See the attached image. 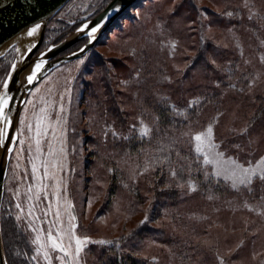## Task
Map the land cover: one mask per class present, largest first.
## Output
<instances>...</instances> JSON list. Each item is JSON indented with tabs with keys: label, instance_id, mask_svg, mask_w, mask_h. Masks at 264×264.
I'll return each mask as SVG.
<instances>
[{
	"label": "trees",
	"instance_id": "16d2710c",
	"mask_svg": "<svg viewBox=\"0 0 264 264\" xmlns=\"http://www.w3.org/2000/svg\"><path fill=\"white\" fill-rule=\"evenodd\" d=\"M110 1L97 0L96 9L84 19L57 21L53 28L48 25L38 51L61 42ZM205 1L206 4L197 0H138L81 58L83 69L89 71L76 76L67 111V152L71 156L67 172L69 193L73 197L78 195L81 154L76 142L82 133L79 122L83 116V130L91 133L86 140V145L91 147L90 160L85 163L90 175L88 181L95 188L98 182L106 184L98 215L123 202L127 206L122 207V212L129 216L147 203L145 215L148 216L143 224L140 222L144 218L116 236L102 237L113 243L98 244L92 253V264H156L154 254L149 252L155 245V249L169 250L164 252V257L172 264H215L218 246L216 241L210 244L206 241L213 210H224L230 216L245 203L264 205V181L256 178L253 186L233 192L225 183L206 175L191 145L184 141L186 128L199 120L202 113L225 114L236 107L240 117L230 124L231 129L241 124L240 128L247 127V131L228 132L230 143L222 146V151L236 154L242 163L251 161L254 151L259 150V157L264 155V94L255 93L252 87L255 71L235 46L218 43L221 39L229 43L230 30H244L258 52H264L261 46L264 0ZM229 12L231 16L227 15ZM209 27L211 33L207 31ZM87 41L88 38L81 39L58 56L80 50ZM104 45L114 57L95 51ZM176 51L182 52L183 64L168 71V61ZM197 68L202 76L195 74ZM8 71V65L0 60V81ZM189 77L200 83L187 89L182 84ZM80 100L83 111L78 115L76 107ZM142 124L151 130L149 134L142 135ZM102 133L109 137L104 147L97 145ZM124 153L127 166L119 160ZM130 165L134 177L126 172ZM124 184L126 193H122ZM183 204L187 207H182ZM12 211L4 195L0 224L6 261L32 264L28 237L17 225ZM159 218L162 221L155 226ZM86 230L83 235L97 229L92 224ZM82 231L81 226L77 228L78 233ZM235 253L236 248L232 250ZM226 260L229 264V259Z\"/></svg>",
	"mask_w": 264,
	"mask_h": 264
},
{
	"label": "rangeland",
	"instance_id": "374dc122",
	"mask_svg": "<svg viewBox=\"0 0 264 264\" xmlns=\"http://www.w3.org/2000/svg\"><path fill=\"white\" fill-rule=\"evenodd\" d=\"M197 1L200 4L207 3L205 0H197ZM96 3H97V0H71V2H68L65 8L58 15H56V17H54V19L50 21L49 22L50 24L48 25L50 26V28H53L55 25V22L57 21L67 23V22H73L74 20H77V19H84L88 17L89 15H91L92 10L96 9L97 7L95 5ZM211 29L212 28L209 27L207 28V31L211 33L212 31ZM216 32L217 30L214 31L215 34ZM220 33L221 32H219V34ZM228 34H229V38H228L229 43L227 42V40L222 42V39L219 40L218 43H220L221 45H224V47L235 46L237 48L241 58H243L245 60V63L249 67H251L250 69H253L255 71L253 86H252L254 89V92L255 93L259 92V93L264 94V67H263L264 59H262V57H264L263 50L258 52L257 48L253 44H251L250 37L248 36L246 32H244V30L243 31L242 30L240 31L230 30ZM220 36L222 37V35ZM50 46H54V45H50ZM261 46H264V41H262ZM47 48L41 51H38L36 54L46 50ZM178 49L181 50V48H178ZM95 51L102 53L104 56L108 58L115 56V54L111 52L110 50H108V48L105 45L96 47ZM188 53L193 54L194 52H188ZM16 58H18L17 44H13L6 50L4 54H2V57H0V60H2L3 65L4 64L8 65L9 71H10L11 65L15 62ZM182 59L183 57H182L181 51H176L175 53L173 52L168 61V69H169L168 71H171L172 68H177V69L180 68L183 64ZM88 71L89 70L87 68L83 69V61L81 58L70 61L52 70L29 93L22 107L17 128L20 127L19 122H20L21 115H25L29 117L31 116V110H32L33 104L29 103V101H32L38 107L41 106L40 96L43 94L46 87L54 88V94L49 99L58 101L59 100L58 93L63 92L65 87H68L71 89L74 84V80L76 76L79 74V72H88ZM166 73L170 74L172 72H166ZM195 74L197 76H202L201 69L197 68ZM2 82L3 81L1 80L0 89L2 87ZM184 82H185L184 85L182 83L181 84L187 89L190 88L192 84L195 85L196 83L197 84L200 83V81L196 80L195 77L194 78L189 77ZM36 89H40L41 91L37 92ZM76 91L79 93L80 90L76 89ZM181 91H183L182 93L184 95L185 93L184 88H182ZM69 99H70V94H67L64 99V104H65L64 115L66 118H67ZM38 107H37V110H38ZM56 108L58 109V104L56 105ZM76 109H77L78 115H80V112L82 114L83 106L81 104V100H80V103L78 102ZM238 115L240 117L239 110L236 107L230 108L228 111L225 112V114L224 112L223 113L221 112L219 115L217 114L214 115L210 111L204 112L200 115L201 118L199 120L194 121L186 128L184 135H183L185 139L184 138L183 139L184 141H186V143L189 146L191 145V148L193 149L194 153L197 155V153L194 150V141L190 139V134L194 135L195 132L205 129L210 122L215 121V123L213 124L214 138H215L216 143L219 145L218 150L222 151V146H225V145L229 146V143H230L228 141L229 138L226 136L228 132L232 130L241 129L240 128L241 124L238 126H235L232 129L230 125L235 120V118H238ZM78 120H79V117H78ZM84 123L85 122L82 116L81 121L79 122V126H81L80 130H82V133H80V136L78 137V140H77L78 142H76V146H78L77 150L81 154L80 155L81 165L79 167L80 176H79V181L77 184L78 185V195L76 197H73L72 194L70 195L69 186L67 187V192L65 194L67 195L68 199L71 201L73 208L75 210L74 214L77 218L75 223H77L79 227L81 226L83 228V231L81 233H78L76 229L77 234L80 235L81 237L85 236L82 233L84 231H88L86 230V228L88 226H91L92 224L97 229L96 232H92L89 235L86 234V236L91 238V241L85 243L84 248L81 251L80 256H79L80 264H92V258H93L92 253L94 252V250H96V247L99 244L97 243V241L103 240L102 237L110 238V237L116 236L121 231L128 230L131 227L135 226L137 224V221H139L140 219L142 220V218H144L146 214L147 203L140 206L143 209V211L141 209L140 211H138V213L133 214L132 216H129L127 213L125 214L122 212V207L127 206V205L124 206L123 202L117 203L115 206L109 209L106 212V214L98 215L99 214L98 212L100 208L102 207V203L104 200L103 195H104L106 184L105 186H103L102 182H98L95 184L98 187L95 188V186L93 184H90L88 181L90 178V175L85 170V165H86L85 163L87 162V160H90L89 153L91 151V147L86 145V140L88 136H91V133L87 131L86 129L83 130ZM25 135H31V134L25 133ZM66 136H67V131H66ZM48 138H51V137H48ZM107 138H109L108 135L104 136V134L102 133L97 145L104 147V145H106ZM27 146H28L27 143L21 146L19 144V141H17L14 147V150L11 154L10 160H9L8 171H7L5 182H4V195H5L6 201L10 204V206L13 209L12 212L14 213V216L17 211V209L15 208L16 199L13 196L12 191H9V189L15 190L18 184L21 186V188H23L24 184L28 182L27 179L22 180L21 178L25 176L26 171L28 173L31 172V164L27 160V156L30 154L26 151H22L20 152V158L19 159L17 158V150L20 149L21 147L26 149ZM232 149H235V148L233 147ZM46 150L47 149L45 147V151ZM258 151H254L253 153H251L253 156V159L251 160L252 162H255V160L259 158ZM66 153H67V160L65 162V167L59 173V175L63 177L64 182L66 183V186H67V172L69 170V164L71 161V156L69 157L68 152H67V144H66ZM225 156L226 157L232 156L233 158L240 161L237 158L236 154H232V153L226 154L225 153ZM247 156L250 157V155H247ZM113 157L115 158V155H113ZM119 158H121L119 159L120 162L127 161V154L124 153ZM199 160L204 166L206 175L208 177L225 183L226 186L230 188L233 192L234 191L238 192L242 189H247L248 187L254 185L255 179L251 185L245 186V185H240L237 183V187L234 188L232 186L233 181L231 178L226 179L223 174L219 176L215 174V171H214L215 165H212V164L206 165L203 163L202 154H200ZM248 161H250V159ZM17 164H19V167H17ZM124 164L127 166L128 162H124ZM126 172L129 175V177L135 176L134 168L131 165L127 167ZM128 182L130 183L131 181H128ZM49 183H55V182L49 181ZM70 187H71V184H70ZM122 187L124 189L122 193H124L126 190L125 184ZM91 188H94L95 190H92ZM91 192L93 193L92 195H91ZM3 199H4V196H3ZM52 200H53V209H55V203H54L55 197H52ZM89 200L92 201L91 204H89ZM48 203H49L48 199L43 198L42 203L39 204V207L43 208ZM184 206L185 204L182 205V207ZM215 211L216 210H213L214 212L212 213L213 217L210 220V228H209L210 235L208 238H206V241H208L207 244H210L216 241V244L218 246V250H216L217 253L214 255V258L216 257L214 259V263L221 264V259H222L223 264H227L226 259H229L228 260L229 264H264V205L262 206L258 204L253 205V204L245 203L243 204L240 210L238 209L237 211H232L231 212L232 215L230 216H228L226 213H223L224 210L218 209L216 212ZM204 215H207V214H204ZM204 215H202V217ZM52 217H53V213L49 212L47 219H44L42 223L40 221H37L36 223L40 224L42 228L46 229L48 225V220L52 219ZM62 218L65 224H67L68 222L67 215L66 214L63 215ZM161 221L162 219L159 218L158 220H156V223H154V221L153 223L156 226V224H160ZM26 224H27V220H25L23 223H20L19 226L25 232L26 236L28 237L29 244L32 248V254H33L34 246L31 245L30 243V235L34 236L35 234L31 233V230L26 228ZM256 224H260L259 228L255 227ZM203 226L205 227V225ZM79 227L77 228L79 229ZM253 238L254 240L250 242L249 240ZM229 242H230V245L228 246L227 244H229ZM155 246L153 247V249H149V252L154 254L155 258H153V260L155 261V263L156 264H172V262L169 261L168 259H167L168 261H166V258L164 257V252H168L169 250L165 248L162 249V247H157L155 249ZM234 248H236V251H237V253H235L236 255L232 254V250ZM159 249L161 251H159ZM31 262L32 264H36V261H31ZM40 264H44V262L41 260ZM56 264H59V262L57 261Z\"/></svg>",
	"mask_w": 264,
	"mask_h": 264
},
{
	"label": "snow or ice",
	"instance_id": "6c2138e0",
	"mask_svg": "<svg viewBox=\"0 0 264 264\" xmlns=\"http://www.w3.org/2000/svg\"><path fill=\"white\" fill-rule=\"evenodd\" d=\"M227 15L231 16L232 13L229 12ZM106 19L107 17H104L95 23L94 26L84 23L77 31L89 29L87 33L88 43H91L96 39L95 34ZM40 27V23L29 27L27 35L32 36ZM172 43L174 46L175 42ZM43 65L44 61L38 60L31 67L30 74L27 75L29 83L37 78V73ZM11 67L17 71L20 70L15 63ZM7 75L11 77L13 73L8 72ZM2 87L3 90L0 91V147L5 148L6 152L11 154L14 149L11 144H6V141H19L21 146L25 143L28 146L26 149L21 147L17 150V158H20V152L22 151L30 154L27 156V160L31 164V172L28 173L26 171L25 176L21 178L22 180L27 179L28 182L24 184L23 188L18 184L15 190L9 189L16 199L15 208L17 211L15 220L17 225L27 220L26 228L35 234L34 236L30 235V243L34 246L30 260L36 261V264H40L41 260L44 264H56L57 261L59 264H80V253L85 243L90 242L91 238L86 235L81 237L77 234L78 225L75 223L77 219L74 214L75 210L65 194L67 192L66 183L63 177L59 175L64 169L67 160L66 131L68 121L64 115V99L67 94H70L71 89L65 87L63 92L58 93L59 100L57 101L49 99L54 94V88L46 87L40 96L41 106L38 107L32 101H29V103L33 104L31 116L21 115L20 127L16 128L15 135H10L8 129L13 120L9 111H6L9 109V101L12 99L9 94L8 79L3 80ZM36 91L40 92L41 90L36 89ZM57 104L58 109L56 108ZM214 123L215 121L210 122L205 129L195 132L194 135L190 134V139L194 141L197 159L202 154L203 163L215 165V174L217 176L223 174L226 179L231 178L234 188L237 187V183L245 186L251 185L256 178L264 181V155H261L255 162L248 161L246 164L241 163L232 156L226 157L224 152L218 150L219 145L214 138ZM150 131L147 125L142 124V135H147ZM240 131H247V127ZM25 133L31 135H25ZM113 134L115 135V132ZM17 167H19V164H17ZM172 174L175 176L176 172L173 171ZM49 181H54L55 183H49ZM189 184L190 187H195L191 181H189ZM52 197H55V209H53ZM43 198H47L49 203L45 207L40 208L39 204L42 203ZM91 202L89 200V204ZM49 212L53 213V217L48 220V225L45 229L36 222L40 221L42 223L44 219L48 218ZM65 214L68 217L67 224L62 218ZM147 220L148 216L145 215L144 220L140 223L143 224ZM97 243L112 244L113 241L100 240ZM23 254L28 255L27 253ZM4 264H8V262L4 261ZM221 264H223L222 259Z\"/></svg>",
	"mask_w": 264,
	"mask_h": 264
},
{
	"label": "water",
	"instance_id": "95a60500",
	"mask_svg": "<svg viewBox=\"0 0 264 264\" xmlns=\"http://www.w3.org/2000/svg\"><path fill=\"white\" fill-rule=\"evenodd\" d=\"M71 0H0V52L12 41L28 30L29 27L36 23H40L38 34L33 44L28 48L21 59L16 58L15 64L20 69L19 71L10 69L11 77L7 76L9 81V94L12 99L9 101V111L13 123L9 126V134L15 135L18 125L19 116L22 107L29 93L55 68L66 64L70 61L84 57L99 41L104 33H106L113 25L115 20L130 6L138 0H111L95 17L84 22L94 26L104 17L101 28L95 34L96 39L91 43H87L78 51L56 58L59 54L66 51L72 45L83 38H88L89 29H81L70 34L66 39L54 46L48 47L46 50L36 54L43 42L46 28L49 22L66 6ZM111 5V7H109ZM83 23V24H84ZM81 28V26L79 27ZM31 49V51H29ZM43 53V55H41ZM36 54V55H35ZM2 57V55H0ZM38 60H43L44 65L37 73V78L29 83L27 75L32 66ZM3 90L1 87L0 91ZM16 142L6 141V144H11L15 147ZM12 154V153H11ZM11 154H8L5 148L1 147L0 152V216L1 206L4 196V182L8 171L9 160ZM6 261L0 224V264Z\"/></svg>",
	"mask_w": 264,
	"mask_h": 264
},
{
	"label": "bare ground",
	"instance_id": "6f19581e",
	"mask_svg": "<svg viewBox=\"0 0 264 264\" xmlns=\"http://www.w3.org/2000/svg\"><path fill=\"white\" fill-rule=\"evenodd\" d=\"M37 34H38V29L35 33H33L32 36H28L27 31H25L24 33L20 34L12 41H10L8 44H6V46L1 50L0 53L4 54L11 45L17 44L18 58L21 59L28 50V48L35 41ZM0 152H1V147H0Z\"/></svg>",
	"mask_w": 264,
	"mask_h": 264
},
{
	"label": "flooded vegetation",
	"instance_id": "af4514ba",
	"mask_svg": "<svg viewBox=\"0 0 264 264\" xmlns=\"http://www.w3.org/2000/svg\"><path fill=\"white\" fill-rule=\"evenodd\" d=\"M58 57H60V56H56V58H58Z\"/></svg>",
	"mask_w": 264,
	"mask_h": 264
}]
</instances>
